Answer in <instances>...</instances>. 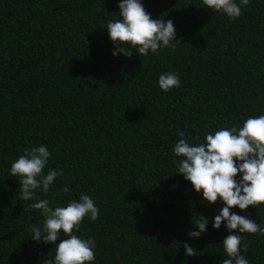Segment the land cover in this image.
<instances>
[{"label":"trees","instance_id":"trees-1","mask_svg":"<svg viewBox=\"0 0 264 264\" xmlns=\"http://www.w3.org/2000/svg\"><path fill=\"white\" fill-rule=\"evenodd\" d=\"M141 3L152 18L173 21L179 42L148 56L121 44L132 55L114 56L106 25L121 19L119 0H0V264L54 260L56 246L33 241L29 227L81 193L99 209L74 230L96 242L90 264L227 258L229 230L212 227L224 204H209L177 173L173 148L178 132L198 145L264 115V0H250L235 20L203 0ZM165 72L177 73L180 86L161 90ZM40 145L51 153L45 174L63 172L47 193L36 190L47 211L29 208L37 200H21L20 177L9 175L25 149ZM230 211L264 227V204ZM199 215L209 223L193 239ZM241 236L249 264H264V235ZM184 242L197 254L186 256Z\"/></svg>","mask_w":264,"mask_h":264},{"label":"clouds","instance_id":"clouds-1","mask_svg":"<svg viewBox=\"0 0 264 264\" xmlns=\"http://www.w3.org/2000/svg\"><path fill=\"white\" fill-rule=\"evenodd\" d=\"M250 0H203V4L211 10L222 12L235 20L242 14V6H247ZM121 19L110 20L107 31L110 40L115 45L113 55L123 54L130 57L133 52L120 47L129 44L141 56L159 54L163 48L179 42L172 20L154 19L145 10L141 0H119ZM158 85L168 92L180 86L179 75L175 72H165L159 76ZM175 143L173 152L181 157L177 162L178 172L184 179L190 181L197 193L209 204L222 201L224 207L215 215L212 227L219 229L224 223L229 234L223 239V249L227 258L222 264H249L242 254L241 241L243 233L264 235V227L254 220L239 215L230 209L238 206L246 210L249 206L264 204V115L248 117L242 126L221 128L205 135V142L190 145L183 132ZM50 151L44 145L25 149L24 155L16 159L10 167V176L20 177V199L23 201L37 200L36 190L44 193L58 176H63L62 170L50 169L45 174ZM239 176V179L237 177ZM67 186L63 192L68 193ZM49 201L38 199L28 205L31 209L48 210ZM96 221L99 209L94 200L81 193L78 200H70L67 206H59L50 212L42 227L35 224L29 227L33 241L52 243L56 246L54 260L47 264H90L96 259L94 249L96 242L89 237L83 239L74 234L80 230L85 217ZM209 220L203 215L195 221V230H189L190 238H198L207 231ZM233 230H236L233 232ZM66 237L57 243L60 235ZM186 256L197 254L196 248L183 243ZM247 244L243 251H247Z\"/></svg>","mask_w":264,"mask_h":264}]
</instances>
